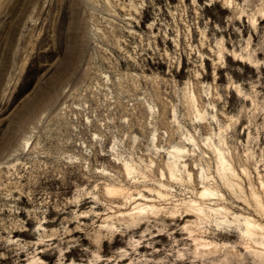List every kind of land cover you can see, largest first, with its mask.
Wrapping results in <instances>:
<instances>
[{
    "label": "rangeland",
    "instance_id": "374dc122",
    "mask_svg": "<svg viewBox=\"0 0 264 264\" xmlns=\"http://www.w3.org/2000/svg\"><path fill=\"white\" fill-rule=\"evenodd\" d=\"M192 201L264 225V0H0V264H253Z\"/></svg>",
    "mask_w": 264,
    "mask_h": 264
},
{
    "label": "bare ground",
    "instance_id": "6f19581e",
    "mask_svg": "<svg viewBox=\"0 0 264 264\" xmlns=\"http://www.w3.org/2000/svg\"><path fill=\"white\" fill-rule=\"evenodd\" d=\"M252 66L254 65L252 64ZM218 157L220 159L221 164H223L224 160L220 152L218 153ZM174 159L170 161L169 165V173L171 178H177V170L175 168L177 161ZM160 186L161 188L155 191L156 195L163 200L170 199L171 193L163 190L167 188L165 184H161ZM199 196L203 199H206L207 197L214 196V192L209 188L205 187L199 193ZM206 209L207 208L204 205L202 206L200 204H197L195 201H192L188 204V207L182 213V219H184L186 216L196 214V216H198L201 220L204 218H211V221H214V223L218 227H233L234 230L238 233L239 237L242 239V242L244 241V243L246 244L247 251H250L249 253L250 255H252L253 258L252 263L264 264V225L258 223L256 220L248 216H245L241 221H232L228 218V212L222 206H210L208 207V211ZM235 217L238 218L237 216Z\"/></svg>",
    "mask_w": 264,
    "mask_h": 264
}]
</instances>
